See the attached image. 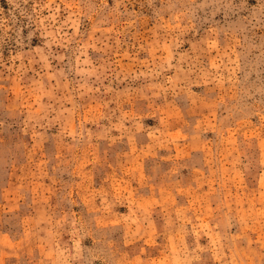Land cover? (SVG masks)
I'll return each instance as SVG.
<instances>
[{
  "label": "clouds",
  "instance_id": "obj_1",
  "mask_svg": "<svg viewBox=\"0 0 264 264\" xmlns=\"http://www.w3.org/2000/svg\"><path fill=\"white\" fill-rule=\"evenodd\" d=\"M0 264H264V0H0Z\"/></svg>",
  "mask_w": 264,
  "mask_h": 264
}]
</instances>
